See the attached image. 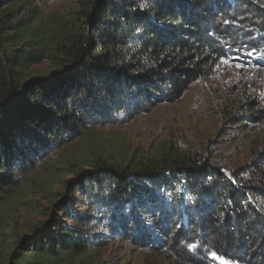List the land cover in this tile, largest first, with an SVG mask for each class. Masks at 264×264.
Instances as JSON below:
<instances>
[{
    "label": "trees",
    "instance_id": "16d2710c",
    "mask_svg": "<svg viewBox=\"0 0 264 264\" xmlns=\"http://www.w3.org/2000/svg\"><path fill=\"white\" fill-rule=\"evenodd\" d=\"M23 1L0 0V198L16 173L85 130L179 101L231 56L264 54V0H87L69 28L53 31L27 19ZM45 61L59 70L33 76ZM85 175L76 190L107 185L93 198L112 239L171 248L185 259L194 245L227 264H264V145L228 172L209 159L165 153L130 170L103 165ZM74 205L24 239L15 264L92 251L83 232L96 209Z\"/></svg>",
    "mask_w": 264,
    "mask_h": 264
},
{
    "label": "rangeland",
    "instance_id": "374dc122",
    "mask_svg": "<svg viewBox=\"0 0 264 264\" xmlns=\"http://www.w3.org/2000/svg\"><path fill=\"white\" fill-rule=\"evenodd\" d=\"M86 1L23 2L27 19L39 20L45 29L53 31L69 28ZM33 69L35 77L59 70L50 61ZM251 115L259 120L251 121ZM263 145L264 54L245 52L242 57L234 55L220 61L209 77L194 84L179 101L160 104L130 120L85 130L79 138L41 159L35 168L16 173V184L0 198V264H15L14 254L22 252V241L50 226L67 202L75 208L88 205L96 209L97 220L83 232L92 251L69 259H50L49 264H227L194 245L187 247L189 257L185 259L171 248L150 251L126 236L112 239V223H103L100 206H95L100 204L93 198L105 194L107 185L97 187L86 182L87 195L76 188L86 181V173L97 172L103 165L130 170L165 153L209 159L228 172L250 162ZM89 207L78 209L86 213ZM60 218L66 221L62 214ZM98 234L110 238L96 239Z\"/></svg>",
    "mask_w": 264,
    "mask_h": 264
},
{
    "label": "snow or ice",
    "instance_id": "6c2138e0",
    "mask_svg": "<svg viewBox=\"0 0 264 264\" xmlns=\"http://www.w3.org/2000/svg\"><path fill=\"white\" fill-rule=\"evenodd\" d=\"M213 258H216V257L213 255Z\"/></svg>",
    "mask_w": 264,
    "mask_h": 264
}]
</instances>
